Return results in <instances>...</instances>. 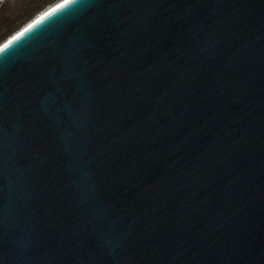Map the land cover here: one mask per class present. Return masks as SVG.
<instances>
[{
    "label": "water",
    "instance_id": "95a60500",
    "mask_svg": "<svg viewBox=\"0 0 264 264\" xmlns=\"http://www.w3.org/2000/svg\"><path fill=\"white\" fill-rule=\"evenodd\" d=\"M63 3L0 43V264H264V0Z\"/></svg>",
    "mask_w": 264,
    "mask_h": 264
},
{
    "label": "trees",
    "instance_id": "16d2710c",
    "mask_svg": "<svg viewBox=\"0 0 264 264\" xmlns=\"http://www.w3.org/2000/svg\"><path fill=\"white\" fill-rule=\"evenodd\" d=\"M58 1L59 0H24L19 2L13 9L15 13L19 14L16 18H14V13L2 16L1 13L3 11H0V27H3L4 29L3 33L0 35V43L20 29L22 25L24 26L38 12L45 9L48 5H52Z\"/></svg>",
    "mask_w": 264,
    "mask_h": 264
},
{
    "label": "rangeland",
    "instance_id": "374dc122",
    "mask_svg": "<svg viewBox=\"0 0 264 264\" xmlns=\"http://www.w3.org/2000/svg\"><path fill=\"white\" fill-rule=\"evenodd\" d=\"M22 1H24V0H22ZM21 0H0V8H3V9H0V11H3L1 14H2V16L3 15H8L9 13H14V18H16V17H18L19 16V14L18 13H15L14 12V8L16 7V4H18L19 2H22ZM53 5V4H52ZM49 6H51V5H48L46 8H48ZM45 8V9H46ZM45 9H43V10H45ZM42 10V11H43ZM42 11H40V12H38L36 15H34V17L35 16H37L39 13H41ZM23 13V12H22ZM21 13V14H22ZM20 14V15H21ZM33 17V18H34ZM23 26V25H22ZM21 26V27H22ZM3 31H4V29H3V27L1 28L0 27V35L3 33Z\"/></svg>",
    "mask_w": 264,
    "mask_h": 264
},
{
    "label": "snow or ice",
    "instance_id": "6c2138e0",
    "mask_svg": "<svg viewBox=\"0 0 264 264\" xmlns=\"http://www.w3.org/2000/svg\"><path fill=\"white\" fill-rule=\"evenodd\" d=\"M80 2H81V0H64L63 4H60V5L57 6V8L52 9V11L49 12V13H46L45 16H49L53 12H57L61 8H67L69 5L73 6V5L78 4ZM43 18L44 17H42L41 19H43ZM26 31H27V29H26ZM4 47H7V45H5ZM3 50H4L3 48H0V51H3Z\"/></svg>",
    "mask_w": 264,
    "mask_h": 264
}]
</instances>
